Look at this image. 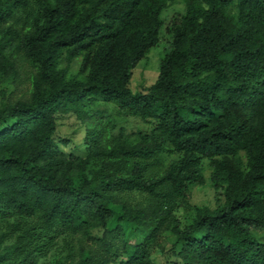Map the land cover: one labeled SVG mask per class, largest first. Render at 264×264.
Segmentation results:
<instances>
[{"label":"trees","instance_id":"obj_1","mask_svg":"<svg viewBox=\"0 0 264 264\" xmlns=\"http://www.w3.org/2000/svg\"><path fill=\"white\" fill-rule=\"evenodd\" d=\"M178 1L0 0V264H264V0H183L132 94ZM59 115L87 118L81 153Z\"/></svg>","mask_w":264,"mask_h":264},{"label":"rangeland","instance_id":"obj_2","mask_svg":"<svg viewBox=\"0 0 264 264\" xmlns=\"http://www.w3.org/2000/svg\"><path fill=\"white\" fill-rule=\"evenodd\" d=\"M185 13V5L183 0H179L178 2L170 5L166 8L161 16L165 22L164 27L161 30V39L159 43L152 47L149 53L141 59L136 67L133 69V75L130 82V89L132 94H136L139 90L144 87H148L152 85L160 72V63L165 55L169 52L172 44V34L168 31V28L173 23V20L176 17L181 16ZM81 58L76 60V63L80 62ZM5 88H9L10 90L13 87H10L6 84H0V97L7 96L8 92H5ZM9 90V91H10ZM98 108L101 110V113L96 116L99 122H107L109 120H115L118 123V127L126 126V130L129 133L136 132L137 130L149 131L151 130L152 123L148 121H144L138 117L127 116L123 118L121 116H125L124 114H119L113 105L101 103ZM106 109V111H104ZM121 115V116H120ZM87 118H83V120H78L74 115H59L58 116V129L55 135V138L60 141L63 138L69 139V144L66 148H63L67 152L81 153L78 147L82 144L84 134H85V123ZM167 159V158H166ZM168 160V159H167ZM212 169L209 167L208 163L205 162V177L206 183L204 185L197 186L193 189L191 194V203L199 204V205H209L215 207L217 202L216 199L221 195H218L214 190L210 175ZM260 237L264 240V232H259ZM171 247L170 243H167V248ZM158 261L161 260L159 254H156Z\"/></svg>","mask_w":264,"mask_h":264}]
</instances>
